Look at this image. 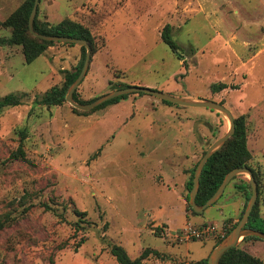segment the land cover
Here are the masks:
<instances>
[{"label": "rangeland", "instance_id": "obj_1", "mask_svg": "<svg viewBox=\"0 0 264 264\" xmlns=\"http://www.w3.org/2000/svg\"><path fill=\"white\" fill-rule=\"evenodd\" d=\"M23 2L0 0V38L11 36L1 24ZM38 18L52 25L71 19L105 43L78 88L82 101L118 84H141L175 98L223 103L234 118L246 116L264 217V0H42ZM167 25L181 59L162 40ZM80 58L78 47L57 45L27 64L21 46L0 48V99L24 96L23 105L0 113V216H11L0 232V264H50V258L119 264L114 244L131 259L160 253L145 264L209 259L222 238L182 241L178 234L212 223L226 235L239 222L229 217L245 204L237 186L250 181L248 175L238 176L199 216L187 200L194 167L228 132L229 120L140 93L89 115L68 102L35 105L63 85ZM215 84L229 88L215 93ZM21 143L26 156L15 159ZM75 210L86 213L78 231ZM63 243L68 247L59 251ZM240 246L264 262L263 241Z\"/></svg>", "mask_w": 264, "mask_h": 264}, {"label": "trees", "instance_id": "obj_2", "mask_svg": "<svg viewBox=\"0 0 264 264\" xmlns=\"http://www.w3.org/2000/svg\"><path fill=\"white\" fill-rule=\"evenodd\" d=\"M41 2L42 0H40V3ZM34 5H35V0H24L23 4H21L20 7H18L4 22H2L1 26L3 28L11 30V36L8 38H0V48L21 46L23 55L25 57V62L27 64H31L39 57L45 55L51 47L57 45L64 47L67 46L70 48L78 47L81 51V58L73 72L68 71L65 73V81L63 85L55 86L51 88L44 95L37 97L35 100V105L38 106H47V107L62 106L67 102L66 98L69 89L78 79L79 75L82 72L87 57V49L84 46H80L76 44L47 42L39 38H36L29 30V19L33 11ZM35 31L43 35L62 36V37H70V38L85 40L91 46L92 59L93 56L100 51L101 46L105 45L104 42L99 43L98 38L92 33V31L88 27L78 22H75L71 19H65L58 25H52L48 22H42L41 20H39L37 14L35 20ZM171 32H172L171 26L167 25L163 29L162 40L172 49L173 52L177 53L178 57L181 59V56L179 55V52L181 51V47L173 39ZM128 87L130 86L124 84H118L114 86L113 91L126 89ZM228 88L229 86L227 84H218V85L215 84L211 87L212 91L215 93H220ZM127 97L128 95L118 97L88 112L79 111L77 109H74V111L80 115H89L101 108L106 107L109 104L117 103ZM23 99L24 96H19L14 94L7 95L1 98L0 113L4 109L14 108L23 105ZM74 99L77 103L89 104L94 102L98 98L90 101H82L78 99V90H77L74 95ZM162 102L170 106L174 105L169 102H165V101ZM220 104L224 105L223 103ZM246 120H247L246 116H240L235 118V124H236L235 134L227 141L224 147H222L218 152H216L207 162L201 177L200 190L197 196V204L199 206H204L208 202V200L213 197V195L217 192V190L223 183L227 174L236 168L250 169L253 172L254 178L258 185V190L260 191L259 172L253 169L250 165V161L252 160V154L248 146V128H247ZM21 134L25 135L23 132ZM205 153L203 154V156L205 155ZM25 156H26L25 151L21 143L17 152L13 154V157L15 159H21V158H25ZM199 162L194 167L190 181L187 185V189L189 192L187 196L188 201L190 200V193L193 189L194 174ZM237 178L238 177L234 178L231 183L236 181ZM237 187L239 188L240 192H242L245 199L244 208L239 217L240 220L245 213L250 198L252 197V187L250 181H243ZM189 207L194 216L201 215V214H197L190 205ZM75 213L80 217V220L75 224V226L77 227L76 230L78 231L80 229H83L81 226L82 225L81 219L82 217H86V213L79 212L77 210H75ZM10 223H11V216L9 214L0 216V232H2L8 225H10ZM206 224H212V223H203V225ZM237 224L238 222L235 223L230 228V230L227 233V236L237 226ZM246 227L264 233V217L262 216L260 211V198H258L257 200V204L251 214L250 220ZM227 236H225V238ZM225 238L218 241L217 244L215 245V248L218 245H220ZM85 241L86 239L82 238L80 242L76 244V248H75L76 251H78V249L85 243ZM248 241H263V240H260L255 237H247L241 242V244L246 243ZM240 245L227 252L223 256L220 264H264V262L260 258L242 249ZM67 247L68 244L63 243L57 249L59 251H62ZM111 255L118 261L119 264H145V262L148 261L152 255L159 257L160 253L154 250H147L141 255V257L137 259H131L128 256L126 250L122 246L114 244L111 245ZM50 264H55V260L53 258H50ZM199 264H208V259H206L203 262H200Z\"/></svg>", "mask_w": 264, "mask_h": 264}, {"label": "water", "instance_id": "obj_3", "mask_svg": "<svg viewBox=\"0 0 264 264\" xmlns=\"http://www.w3.org/2000/svg\"><path fill=\"white\" fill-rule=\"evenodd\" d=\"M39 5H40V0H35V5L31 13L30 19H29V30L36 38H39L47 42L62 43V44H76V45L84 46L87 49V57H86L82 72L79 75L78 79L74 82V84L69 89L67 98H66L67 102L73 108L80 110V111L88 112L118 97L130 95V94H136V93H143L146 95L154 96L161 101L169 102L177 106L209 109L212 111L222 113L227 117L230 123L228 132L209 147V149L207 150L205 155L202 157V159L200 160L196 168V171L194 174L193 189L190 193L189 202H190L192 209L197 214H203L209 207L215 205L221 199V197L225 193L226 188L230 185V183L232 182L234 178L240 175H248L250 179V184L252 187V197L250 198L248 202L245 213L242 216V218L239 220L237 226L230 232V234L221 242L220 245H218L216 248L212 250L209 256V259H208V264H220L223 256L230 250L238 247L241 244V242L247 237H255V238H258L264 241L263 232H259V231L246 227L250 220L251 214L257 204V200H258V185L254 178L253 172L250 169L236 168L232 170L230 173L227 174V176L225 177L223 183L221 184L217 192L213 195L212 198L208 200V202L204 206H199L197 204V196L200 190V181H201V177H202V174H203V171H204V168L207 162L216 152H218L222 147H224L227 141L235 134L236 124H235V118L232 112L229 109H227L224 105L213 102V101H206V100L195 101V100H190V99L175 98L168 94L158 92L150 88L139 87V86H132L126 89L113 91L107 95L99 97L94 102L89 103V104L77 103L74 99V95L76 91L78 90V88L80 87V85L82 84V82L84 81L90 69L91 60H92L91 46L89 45L87 41L82 40V39L62 37V36H50V35H43V34L37 33L35 31V20L38 14Z\"/></svg>", "mask_w": 264, "mask_h": 264}, {"label": "built area", "instance_id": "obj_4", "mask_svg": "<svg viewBox=\"0 0 264 264\" xmlns=\"http://www.w3.org/2000/svg\"><path fill=\"white\" fill-rule=\"evenodd\" d=\"M227 235V234H226ZM221 230L218 229L216 224H206L200 226H188L178 234V238L182 241L189 240H206L208 238H225Z\"/></svg>", "mask_w": 264, "mask_h": 264}, {"label": "crops", "instance_id": "obj_5", "mask_svg": "<svg viewBox=\"0 0 264 264\" xmlns=\"http://www.w3.org/2000/svg\"><path fill=\"white\" fill-rule=\"evenodd\" d=\"M130 85H135V86H142L141 84H130ZM130 87H132V86H130ZM243 207H241V209H240V213L242 212V210H243V208H244V204L242 205ZM240 213H237V215H232L231 217H229V218H235L236 220H235V222L236 221H238L239 219V215H240ZM239 214V215H238ZM229 218H227V219H229Z\"/></svg>", "mask_w": 264, "mask_h": 264}]
</instances>
